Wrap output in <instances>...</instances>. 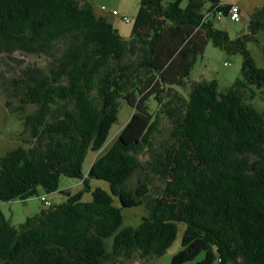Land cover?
<instances>
[{"label": "trees", "instance_id": "trees-1", "mask_svg": "<svg viewBox=\"0 0 264 264\" xmlns=\"http://www.w3.org/2000/svg\"><path fill=\"white\" fill-rule=\"evenodd\" d=\"M182 2L140 0L126 39L85 0H0V56L51 58L47 68L26 67L13 79L21 102L13 111L24 131L0 157V202L39 197L50 205L42 201L45 207L20 225L0 210V264H117L135 252L160 257L180 224L182 247L171 264L202 253L195 264H264V111L253 104L264 101V68L248 48L264 31V4L232 38L215 23L230 21L237 4ZM209 42L242 56L240 76L226 92L216 79L190 81ZM120 100L147 127L138 141L117 138L85 175L87 154L103 151ZM139 170L146 177L131 188ZM64 176L84 189L59 190ZM94 179L108 182L110 193L92 188ZM58 191L66 200L54 204L47 196ZM114 198L124 208L145 206L148 215L122 228Z\"/></svg>", "mask_w": 264, "mask_h": 264}, {"label": "rangeland", "instance_id": "rangeland-1", "mask_svg": "<svg viewBox=\"0 0 264 264\" xmlns=\"http://www.w3.org/2000/svg\"><path fill=\"white\" fill-rule=\"evenodd\" d=\"M89 2L98 16L107 17L108 20L117 28L119 34L129 39L132 34L133 24L138 14L140 7V0H85ZM174 2L176 0H168ZM224 2H234L238 0H222ZM188 0H183L181 6L185 7ZM242 5L245 4L248 9L261 7L264 0H242ZM258 7V8H259ZM117 10L122 16H127L131 22L126 23L121 17H115L112 12ZM250 16L239 23L230 22L227 19L216 21L215 26L218 29L227 31L232 38L240 32H244L248 28ZM257 42H250L248 48L252 56L256 60L259 67L264 68V31L258 32L256 35ZM51 62V58L45 55H25L17 53L11 58L6 55L0 56V73L4 77L0 79V157L5 155L8 151L16 148L22 139V132L24 131L23 121L20 119L18 112L13 111L14 108L21 105L19 98L14 96L13 79H18L21 70L26 67L47 68ZM242 67V56L228 55L226 52L213 46L211 42L208 43L204 55L198 58V61L191 73V82H200L203 80L216 79L219 83L220 92L226 90L233 84V82L240 76ZM184 95L188 96V90L182 87H177ZM10 104V105H9ZM151 105L156 104L155 101L150 102ZM254 106L260 111H264V101L260 98L253 101ZM34 106H28L26 111L33 112ZM147 127V122L141 118L136 111L128 105L125 100H120L118 121L113 125L109 139L104 146L103 151L97 153L90 150L87 154L83 171L88 175L93 162L111 148L117 138L121 137L126 142L138 141ZM168 124L163 119L162 131L166 133ZM142 162H145L146 155L139 156ZM146 174L139 170L130 180L129 186L135 188L139 181L143 180ZM153 185H161L157 178L150 177ZM92 188L100 187L110 193L109 183L103 180H90ZM75 183H77L75 185ZM84 189L81 180L72 179L69 177H62L60 181L59 190H70L72 194L78 193ZM47 196V195H46ZM54 204H59L66 200V196L59 191L47 196ZM115 199L116 206L120 207L124 216V224L122 228L127 226L137 227L142 222V218L148 215V210L145 206H138L132 208H124L120 202ZM92 195L84 193L83 201L90 202ZM45 206L41 198L34 197L26 201H12L0 202V210L6 217L15 225H20L26 221L30 216L40 212ZM185 230V225L180 224L178 236L172 246L167 250L166 254L160 257L142 258L139 252H135L131 260L122 258V263L117 264H171L173 256L182 247V238ZM113 239L107 240V249L111 250ZM204 253L200 254L194 261L186 264H195L204 258Z\"/></svg>", "mask_w": 264, "mask_h": 264}, {"label": "built area", "instance_id": "built-area-1", "mask_svg": "<svg viewBox=\"0 0 264 264\" xmlns=\"http://www.w3.org/2000/svg\"><path fill=\"white\" fill-rule=\"evenodd\" d=\"M113 16H118L119 13L118 11H113L112 12ZM229 18L230 21L232 22H240L242 20V12L240 11L239 7L237 5H231L229 8ZM122 20L125 21L126 23L130 22V19L127 16H121ZM221 18V14L219 16V19ZM42 201H44L45 205L49 206L50 203L45 199L42 198Z\"/></svg>", "mask_w": 264, "mask_h": 264}, {"label": "crops", "instance_id": "crops-1", "mask_svg": "<svg viewBox=\"0 0 264 264\" xmlns=\"http://www.w3.org/2000/svg\"><path fill=\"white\" fill-rule=\"evenodd\" d=\"M242 0H238V1H234V2H224V1H222L223 2V4H225V5H230V4H237V5H239L240 7H241V9H242V20L244 19V17L245 18H247V16H249L250 14H252L259 6H257L256 8H252V9H248L247 8V6H245V4H241L240 2H241ZM77 183H75V185H76ZM66 191H68V190H66ZM70 191V190H69Z\"/></svg>", "mask_w": 264, "mask_h": 264}]
</instances>
